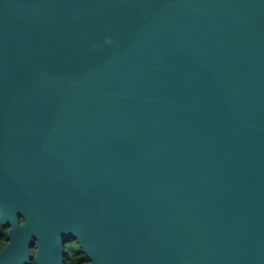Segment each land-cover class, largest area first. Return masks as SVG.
I'll list each match as a JSON object with an SVG mask.
<instances>
[{
	"label": "water",
	"instance_id": "1",
	"mask_svg": "<svg viewBox=\"0 0 264 264\" xmlns=\"http://www.w3.org/2000/svg\"><path fill=\"white\" fill-rule=\"evenodd\" d=\"M0 264H264V0H0Z\"/></svg>",
	"mask_w": 264,
	"mask_h": 264
},
{
	"label": "flooded vegetation",
	"instance_id": "2",
	"mask_svg": "<svg viewBox=\"0 0 264 264\" xmlns=\"http://www.w3.org/2000/svg\"><path fill=\"white\" fill-rule=\"evenodd\" d=\"M8 228L6 230L7 234ZM4 237V236H2ZM5 242H2V245L0 247V251H2L6 244H7V236L4 237ZM31 254H32V264L36 263V256H37V244H35L33 247H31ZM63 259L62 264H92L91 258L85 253V251L79 246L76 240L69 239L68 242H66V245L63 248Z\"/></svg>",
	"mask_w": 264,
	"mask_h": 264
},
{
	"label": "trees",
	"instance_id": "3",
	"mask_svg": "<svg viewBox=\"0 0 264 264\" xmlns=\"http://www.w3.org/2000/svg\"><path fill=\"white\" fill-rule=\"evenodd\" d=\"M6 230H7V228L6 227H2L1 225H0V237L2 238V234L3 233H5L6 234Z\"/></svg>",
	"mask_w": 264,
	"mask_h": 264
},
{
	"label": "rangeland",
	"instance_id": "4",
	"mask_svg": "<svg viewBox=\"0 0 264 264\" xmlns=\"http://www.w3.org/2000/svg\"><path fill=\"white\" fill-rule=\"evenodd\" d=\"M4 237H6V234L5 233H3L2 234ZM4 237H0V247H1V245H2V242H5L6 243V241H5V239H3Z\"/></svg>",
	"mask_w": 264,
	"mask_h": 264
}]
</instances>
